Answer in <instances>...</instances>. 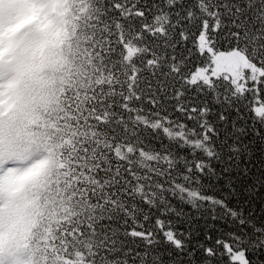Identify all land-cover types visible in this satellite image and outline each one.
Instances as JSON below:
<instances>
[{
    "label": "snow or ice",
    "instance_id": "1",
    "mask_svg": "<svg viewBox=\"0 0 264 264\" xmlns=\"http://www.w3.org/2000/svg\"><path fill=\"white\" fill-rule=\"evenodd\" d=\"M0 264H264V0H0Z\"/></svg>",
    "mask_w": 264,
    "mask_h": 264
},
{
    "label": "rangeland",
    "instance_id": "2",
    "mask_svg": "<svg viewBox=\"0 0 264 264\" xmlns=\"http://www.w3.org/2000/svg\"><path fill=\"white\" fill-rule=\"evenodd\" d=\"M20 27V25H17L16 28L12 29V31H15L16 29H18Z\"/></svg>",
    "mask_w": 264,
    "mask_h": 264
}]
</instances>
